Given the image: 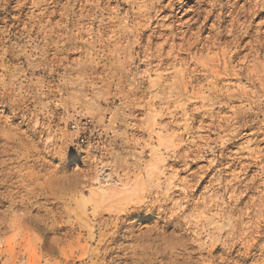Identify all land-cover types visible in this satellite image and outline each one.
<instances>
[{"label":"clouds","instance_id":"9594fccd","mask_svg":"<svg viewBox=\"0 0 264 264\" xmlns=\"http://www.w3.org/2000/svg\"><path fill=\"white\" fill-rule=\"evenodd\" d=\"M176 6L0 0V264H264V163L242 207L177 192L157 123L193 87L264 134V0Z\"/></svg>","mask_w":264,"mask_h":264},{"label":"bare ground","instance_id":"6f19581e","mask_svg":"<svg viewBox=\"0 0 264 264\" xmlns=\"http://www.w3.org/2000/svg\"><path fill=\"white\" fill-rule=\"evenodd\" d=\"M166 1L167 0H165V3ZM190 2L191 0L186 3ZM169 8L164 9L161 15H163V13H165ZM179 9L180 10L175 11V8L171 7L172 14L170 17L176 18L177 14L182 10L181 7H179ZM189 13H192L191 8L188 11V14ZM154 41L155 40H153V43ZM193 84H195V82H193ZM189 92H191L195 98L192 99L186 107L182 108L180 106L173 105L176 111L174 115H172V118L176 120L178 119V110H180V116H189V118L185 119L186 122L184 120L183 124L181 123L182 125L180 123L177 124L182 128V130L175 134V138L170 141L173 148V156L175 157H173V159H176L175 163H183L182 165L188 166L189 164L196 162L193 161L195 158L196 160L198 158L202 159L204 157V155H202V149L204 147L210 149L211 152H214L215 146L213 145V142L215 140H213L210 135L215 134V132L218 136L220 134H224L222 136L220 135V138L225 135H229L232 138H228L225 142L223 141L221 153L219 152L220 155L212 158L208 166H199L196 169L198 171L195 170L196 172H193L189 179L179 180L180 182L178 184L174 183V180L173 183L176 184V191H182L183 193H188L191 196H196L197 194V196L201 198L206 197L209 193L212 195H219L220 192H224V188H220L219 192H216L215 189L221 184H230L232 179L236 178V183L242 186L241 189L236 190L237 206H244L247 202L245 201V198L249 193L246 194L242 189L247 187L248 181L256 179V176L260 172V164L264 160V146H260V143L264 142V134L259 135L263 137L262 139H259L261 137L257 135V126L253 124H247L244 128L241 126L237 127L241 121L237 120L233 123L231 110L230 113L226 115H224L225 113H216L215 108L217 106L209 108L205 102L199 98L200 92L196 88L189 87ZM193 105L196 106L191 108ZM218 108L222 109L226 108V106L218 105ZM236 124L238 125L236 126ZM205 130L208 131L210 135L208 134L205 137L199 135L200 131ZM242 130H250V132H244L245 134L241 135L240 131ZM245 137L247 138V145H242L243 147H239L238 150L236 149L237 151L233 156L225 153V148L228 149V146L232 144L235 145L236 142ZM189 138L190 141L188 140ZM201 141H203V144ZM254 141L261 142L254 143ZM173 143H175V145ZM220 165L221 167H223L222 165L225 166L223 168H218L215 173L212 174L211 178L207 180V184L202 188V190H200V185L206 181V177L213 171V169H216ZM255 167L259 168V170H257L256 173L250 174ZM228 194V198L231 199L233 195L232 188H228Z\"/></svg>","mask_w":264,"mask_h":264},{"label":"rangeland","instance_id":"374dc122","mask_svg":"<svg viewBox=\"0 0 264 264\" xmlns=\"http://www.w3.org/2000/svg\"><path fill=\"white\" fill-rule=\"evenodd\" d=\"M189 0H186V2H188ZM166 3H167V1H166ZM188 4V6L187 7H183L182 8V10L177 14V16H176V19H188L190 16H191V14L192 13H189L188 14V11H189V9L191 8V2L190 3H187ZM175 8V11H177V10H180L179 9V6H176V7H174ZM169 15V17H170V15L172 14V12H171V7L165 12V13H163V15ZM162 15V16H163ZM158 42V40H155L154 41V43H157ZM141 100H143V97H141L140 98ZM157 104H159V101H157L156 102ZM194 106H196V105H193V106H191V108H194ZM217 107V109L215 108V112L216 113H225L224 115H226V114H229L230 113V109L228 108V107H226V108H222V109H219L218 108V105H216ZM5 107V105H0V110H2L3 108ZM172 111L175 113V111H176V109H175V107H173L172 106ZM179 111V115H178V119L176 120V119H174V118H172V115H170V116H167V117H164L163 118V120H157V123H163V124H167L168 123V121L169 120H171V121H174V123L171 125V127L169 128V131L170 132H172L173 134H177L178 132H180L181 130H182V128L180 127V126H178L177 124L178 123H182L183 124V122H184V120L185 119H187V118H189V116L187 117V116H180V110H178ZM137 112H139L141 115H143V106L141 105V107L140 108H138L137 109ZM183 117V118H182ZM183 119V120H182ZM177 121V122H176ZM189 121H190V119H189ZM188 121V122H189ZM185 122H186V120H185ZM181 124V125H182ZM195 125H198V124H195ZM238 124H236V126H237ZM246 125H247V123H243V122H240L239 123V125L237 126V127H239V126H241V127H246ZM248 125H250V124H248ZM213 131V130H212ZM241 132V135L242 134H245L246 132H250V130H242V131H240ZM245 132V133H244ZM210 135V133L208 132V131H200V134L199 135H202V136H207V135ZM221 136L222 135H224V134H220ZM219 135V136H220ZM240 135V136H241ZM218 136V134H216V132H215V134H211L210 135V137L211 138H213V140H215L214 142H213V145L215 146V149H214V152L212 151L211 152V150L210 149H208V148H203L202 149V155H204V157L202 158V159H199L198 157V159L196 160V158L193 160V161H196V162H193V163H191V164H189L188 166H185V165H182L181 163H178V164H176L175 162H176V159H173V154H172V157H170L169 159H168V161H167V166H168V169H169V172L171 173V174H174V177H176L174 180H175V182H174V180H173V182L174 183H176V184H178L182 179H184V180H186L187 178L189 179L190 178V175L193 173V172H196V171H198V170H196L199 166H208L209 165V163H210V160L212 159V158H215V157H218V155H220V153H221V148L223 147V141L225 142L228 138H232L231 136H229V135H225V136H223L222 138H220ZM259 137H261V138H259V139H262L263 137L262 136H259ZM215 138V139H214ZM189 141H190V138L188 139ZM247 140V138L245 137V138H243L242 140H239L238 142H236V144L234 145V144H232V145H230V146H228L227 148L228 149H226L225 148V153L228 155V154H230V155H234V153L238 150V148L239 147H243V146H245V145H247L246 144V141ZM171 141V140H170ZM202 142V144H203V141H201ZM171 143V142H170ZM174 145H175V143H173ZM243 145V146H242ZM264 146V142H261L260 143V146ZM230 148V149H229ZM237 149V150H236ZM64 150L65 151H69V150H75V145L74 144H69V145H65L64 146ZM232 150V151H231ZM220 152V153H219ZM228 152V153H227ZM216 154V155H215ZM175 158V157H174ZM201 160H203V161H201ZM171 163V164H170ZM262 163H264V160H263V162ZM181 165V166H180ZM223 167L225 166V165H222ZM79 166H77V168H78ZM172 167V168H171ZM176 167V168H175ZM188 167V168H187ZM223 167H221V165L219 166V167H217L216 169H213V171L206 177V181H204L201 185H200V190H202V188L207 184V180H209L210 178H211V176H212V174H214L215 173V171L218 169V168H223ZM176 170H175V169ZM178 169H179V171H178ZM76 169H73V171H75ZM196 170V171H195ZM257 170H259V168H257V167H255V168H253V170L250 172V174H253V173H256L257 172ZM178 173H177V172ZM104 175V172L102 171L101 172V176H103ZM180 180V181H179ZM177 192H181V191H177ZM199 193V192H198ZM195 196V195H194ZM196 196H197V194H196ZM249 196H250V193L248 194V196L245 198V201H248L249 200ZM146 207H153V206H146ZM240 207H242V206H240ZM151 225H149V224H144L143 225V227H150Z\"/></svg>","mask_w":264,"mask_h":264}]
</instances>
